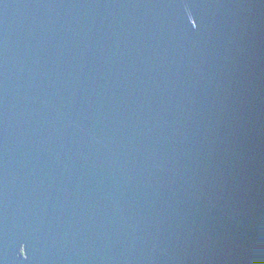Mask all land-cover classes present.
Instances as JSON below:
<instances>
[{"label":"water","instance_id":"water-1","mask_svg":"<svg viewBox=\"0 0 264 264\" xmlns=\"http://www.w3.org/2000/svg\"><path fill=\"white\" fill-rule=\"evenodd\" d=\"M0 264H264V0H0Z\"/></svg>","mask_w":264,"mask_h":264}]
</instances>
